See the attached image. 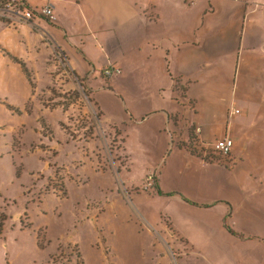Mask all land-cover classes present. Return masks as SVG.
I'll return each instance as SVG.
<instances>
[{"label": "crops", "instance_id": "0c3cea01", "mask_svg": "<svg viewBox=\"0 0 264 264\" xmlns=\"http://www.w3.org/2000/svg\"><path fill=\"white\" fill-rule=\"evenodd\" d=\"M46 4L53 22L37 13ZM24 7L34 11L27 21L0 5V158L7 151L10 169L22 170L12 159L24 147L36 172L60 164L71 179L81 149L96 154L94 140L103 133L87 136L86 126L75 127V96L65 108L59 101L48 108L31 94L24 73L31 72L36 88L62 93L75 86L57 73L71 72L83 78L102 131L113 125L126 136L123 154L161 156L171 140L170 156L156 170L159 187L171 194L144 195L149 208L140 213L153 218L171 259L264 264V0H24ZM105 68L112 72L103 75L107 82L97 73ZM174 78L193 81L186 98L174 90ZM184 100L192 101V112ZM41 123L50 126L48 135ZM191 125L204 150L232 138L225 164L177 146ZM156 165L149 162L139 176L147 178ZM226 215L233 230L253 237L231 234Z\"/></svg>", "mask_w": 264, "mask_h": 264}, {"label": "rangeland", "instance_id": "374dc122", "mask_svg": "<svg viewBox=\"0 0 264 264\" xmlns=\"http://www.w3.org/2000/svg\"><path fill=\"white\" fill-rule=\"evenodd\" d=\"M57 74L72 81L75 88L63 89L59 93L50 91L48 85L42 90L38 89L34 82L31 94L48 108L58 105L55 103L57 101L61 108H65L73 100L72 91H78L77 103L71 106L73 113L70 115L77 114L75 127L82 130L84 121L81 116H85L84 111L88 112L89 108L92 111L89 112L90 116L94 114V108L89 106L87 100L89 93L83 91L84 85L76 81L79 78L71 75V72ZM103 75L101 79L107 82V77ZM37 77L40 80L43 74ZM185 82L188 87L193 83L192 80ZM90 98L92 101L93 98ZM184 102L192 112V102ZM191 119L189 115L190 123ZM65 122L69 125V118ZM40 126L48 135L50 126L46 123ZM128 138L127 144L133 141V134L129 133ZM94 141L96 154L91 153L93 147L81 149L77 166L72 164L76 173L68 174L73 177L71 179L65 176L60 164L55 167L56 172L54 167L51 172H36V163L24 147L12 159L16 165L23 163L22 170L16 174L14 167L11 170L8 166L10 158L7 151L4 152L3 158H0V184L6 187L0 190V213L7 216L0 233V264H180L178 258L171 259V254L165 250L161 236L154 229L153 218V223H150L140 214L142 211L146 213L149 208V201L143 203V199L147 198L144 195L155 194L151 184H147L148 178H145V174L140 177L138 171L153 160L157 165L150 175L160 170L170 156L171 140L161 156H128L123 166L118 161H112L102 136ZM0 146L5 147L3 140ZM85 152L90 158L85 157ZM51 165L48 162V166ZM19 170L20 166H16V171ZM63 184L65 195H62ZM19 190L24 191L18 195ZM134 194L139 197L132 201ZM8 196L14 200H8ZM153 203L151 205L156 210L157 205ZM38 241L43 247L37 245ZM74 248L79 252V258Z\"/></svg>", "mask_w": 264, "mask_h": 264}, {"label": "trees", "instance_id": "16d2710c", "mask_svg": "<svg viewBox=\"0 0 264 264\" xmlns=\"http://www.w3.org/2000/svg\"><path fill=\"white\" fill-rule=\"evenodd\" d=\"M6 2H7V0H0V5L3 6ZM23 4H24V1H23ZM24 73L26 74V77H27V80H28L30 86L33 88L34 87V81H33V77L31 76V72L25 70ZM77 81L80 84L84 85V86L82 85L83 86L82 89L85 92L87 90V88H86L85 83L83 82V78H79ZM174 90L179 92L178 95L180 97L186 98L187 82L181 83L179 81V79L174 78ZM72 95L75 96V99H77L78 98V91H74L72 93ZM94 114H95V118H94ZM94 114H92L91 116L87 115V117H82L84 122L81 124L82 125L81 127H83V125L87 127V129L85 131V134L87 136L92 135V134L100 136V134L103 133L104 139L106 141L107 149H108L109 153L112 155V160L114 162L118 161L120 166L121 165L123 166L124 162L126 161L128 156L123 154L124 136H123L122 131L119 130L117 127L112 125V126H110L111 128L108 131L104 130V132H103L102 129L97 125V119H99V117H100V112L98 111L97 108H94ZM171 118H172V120H175V118H173V117H171ZM177 146L180 148H183L184 150H186V152L190 153L191 155H195V156L201 158L206 163H209V164H212V163L225 164L226 163L227 157L222 155L221 152H219L217 150H213V149L204 150V149L200 148L199 143H198V138H197V135L195 132V128L192 125L188 128L187 139L185 141L179 140L177 142ZM151 175H152L151 186L153 187L155 194H158V195H169V194H171L170 192L162 191L161 188L159 187L158 181H157V171H155ZM61 186L64 188L62 195H65L66 194L65 186H63V185H61ZM182 199L186 202H189V203H192L195 205H205V204H197L196 202H193V201H191L188 198H185L183 196H182ZM226 217H227V215L223 219V225L231 234L236 235V236L241 237V238L253 237V236H245L243 234L237 233L235 230H233L227 224ZM5 219H6V215L3 213H0V233L2 231V225H3V222L5 221ZM37 245L40 247L42 246L39 243V241L37 242ZM74 251H75L76 257L79 258L80 257L79 252L77 251L76 248H74Z\"/></svg>", "mask_w": 264, "mask_h": 264}, {"label": "built area", "instance_id": "2783aa9c", "mask_svg": "<svg viewBox=\"0 0 264 264\" xmlns=\"http://www.w3.org/2000/svg\"><path fill=\"white\" fill-rule=\"evenodd\" d=\"M23 1L22 0H7V2L3 5V7L7 9H11L12 11H14V13H16L17 15H21L20 17L24 19L25 21H27L32 18L34 11L31 9H25ZM37 13L45 16L48 21L53 22L56 20V15L52 11V5L50 4H46L43 7H41ZM111 73L112 72L109 68L103 69L104 75L109 76ZM232 147H233V140L229 136H224L223 138L217 139L213 142L214 150L221 152V154L226 157L229 155ZM147 178L149 180L147 184L150 185L152 176L149 175Z\"/></svg>", "mask_w": 264, "mask_h": 264}]
</instances>
